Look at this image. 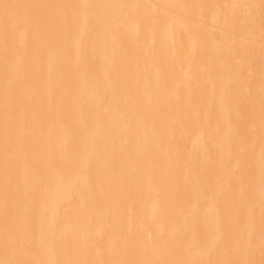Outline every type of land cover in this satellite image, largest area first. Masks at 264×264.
I'll list each match as a JSON object with an SVG mask.
<instances>
[{
	"label": "bare ground",
	"instance_id": "1",
	"mask_svg": "<svg viewBox=\"0 0 264 264\" xmlns=\"http://www.w3.org/2000/svg\"><path fill=\"white\" fill-rule=\"evenodd\" d=\"M0 2L158 6L99 8V21L82 40L68 34L61 10H28L31 22L9 40L15 52L10 68L22 61L28 73L23 87L14 72L5 77L0 31V258L6 193L10 219L20 230L9 258H48L38 248V228L24 227L25 209L32 206L38 224L42 205L46 224L57 233L61 258L180 264L206 258L200 246L211 245L217 226L230 234L238 214H246L241 191L247 196L249 184H255L256 238L244 258L256 264L264 259L258 191L264 73L260 9L248 16L246 10L226 7H164L259 5L260 0ZM6 96L13 119L22 122L18 135L27 130L41 144V132L52 126L56 148L50 165L26 149L25 155L10 158L6 174ZM221 118L225 125L218 136ZM82 119L88 125L86 143ZM229 138L234 139L231 159L224 147ZM73 140L76 154L70 150ZM253 141L255 155L249 159ZM35 177L42 180L34 182ZM208 185L215 190L205 196L202 189ZM197 201L201 218L193 232L190 205Z\"/></svg>",
	"mask_w": 264,
	"mask_h": 264
},
{
	"label": "snow or ice",
	"instance_id": "2",
	"mask_svg": "<svg viewBox=\"0 0 264 264\" xmlns=\"http://www.w3.org/2000/svg\"><path fill=\"white\" fill-rule=\"evenodd\" d=\"M38 7H50L56 8L64 12L65 14V25L68 34L72 35L73 38H83L90 28H93L99 21L96 10L99 8L108 7H121V8H140V7H152L156 8L157 5H101L92 3H71V4H58V5H28L19 3H6L0 2V31L4 36V51H5V63L4 71L5 77L9 76L11 72L16 75V82L20 87H23L28 81V73L23 68V62L10 68L9 57L14 56L15 52L9 47V40L11 35L18 28L26 27L32 20V16L28 10ZM164 7H181L191 8L196 7L200 9L205 8H231L234 10H246V14L251 16L254 10L258 7L261 14V39L262 48H264V0H260L259 5L254 4H231V5H210V4H199V5H168ZM106 28H111V23L106 24ZM225 90L228 88V83L224 85ZM260 125H259V175H258V191H259V241L262 254H264V73H262L261 85H260ZM232 114L229 111L227 122L231 123ZM21 121L14 120L12 116L11 105L6 96V110H5V124H4V148H5V171L7 174L10 158L15 159L17 156L25 155V150L30 149L37 152L41 157H45L51 164V158L55 152L56 144L53 139L52 126L44 132H41V136L44 138V142L41 144L34 143L32 134L27 130L24 131L23 135L17 134V127L21 125ZM225 125V119H218L215 126V132L219 136L222 134V130ZM82 127L84 131V142H87V128L86 121L82 119ZM254 127V125H253ZM77 131L72 132V136L76 137ZM234 139L229 138L225 141V155L229 159L232 157V147ZM256 143L251 142L249 145V159H252L255 155ZM70 150L74 154L77 153V146L73 140L70 143ZM30 171V170H29ZM90 171V169H89ZM78 168H74L73 175H78ZM72 176L67 177V180L71 181ZM42 177H35L34 182H40ZM230 180V177H229ZM20 185H17L19 189ZM214 186L208 185L202 189L205 196L209 192H213ZM247 196L245 190L241 191L240 206L246 208L245 215L237 216L235 222L231 227L230 234H226L224 229L217 226L216 234L214 239L211 241V245L205 244L200 246L206 253V258L192 259L191 261L180 262V264H256L255 261L245 259V255L250 253L253 242L256 238L255 222H256V206L254 202L256 194L255 184H249L247 189ZM26 194V193H25ZM22 202H17L14 206L19 209ZM5 209V226H4V258H0V264H153L150 261H135V260H103V259H75V258H61L59 256V249L57 245V233L49 227L45 222V210L41 205L39 214V223H35L32 218L33 208L30 205L25 209L26 228H38L39 240L38 248L46 251L47 259L38 260H24V259H13L9 258L10 254H14L16 246L19 243L20 230L10 219V205L8 195H5L4 202ZM206 211H213L209 208ZM190 215L192 217V231L195 232L198 225V220L201 218V207L199 202L192 203L190 205ZM64 233H61L63 236ZM68 235H74L73 232L69 231ZM154 239V238H150ZM199 246V245H198ZM84 248L78 246V251H83ZM113 250H115V241L113 242ZM219 257V258H215ZM259 264H264V259H261Z\"/></svg>",
	"mask_w": 264,
	"mask_h": 264
}]
</instances>
